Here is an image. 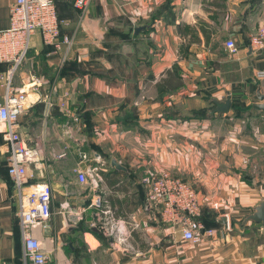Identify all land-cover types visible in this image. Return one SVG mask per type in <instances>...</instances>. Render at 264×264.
<instances>
[{
  "label": "crops",
  "instance_id": "0c3cea01",
  "mask_svg": "<svg viewBox=\"0 0 264 264\" xmlns=\"http://www.w3.org/2000/svg\"><path fill=\"white\" fill-rule=\"evenodd\" d=\"M13 2L0 0V32L10 27ZM56 7L67 23L61 39L72 45L54 52L36 34L15 78L29 99L21 135L40 154L33 183L53 190L51 219L33 230L49 264H264V226L245 223L264 202V112L251 108L264 94V50L251 45L264 0H89L83 11L57 0ZM229 39L240 47L235 57ZM34 77L43 81L35 89ZM228 98L229 113L211 115ZM3 131L0 264H26ZM83 156L84 170L100 168L96 188L79 181ZM148 172L191 184L214 236L195 244L162 223L141 183ZM97 195L126 223V243L102 230L90 207Z\"/></svg>",
  "mask_w": 264,
  "mask_h": 264
},
{
  "label": "built area",
  "instance_id": "2783aa9c",
  "mask_svg": "<svg viewBox=\"0 0 264 264\" xmlns=\"http://www.w3.org/2000/svg\"><path fill=\"white\" fill-rule=\"evenodd\" d=\"M57 0H14L10 10V27L0 32V86L4 89V102L0 105V126L4 127V140L8 154V174L19 200L21 230L24 242V259L26 264H49V256L41 243L33 235L39 225H45L52 216V187L47 184H35V171L41 163L39 150L29 147L21 135L20 118L28 107V91L17 89L15 78L27 61L32 41L36 34L42 36L44 45L54 52L63 46L70 47L72 39H61V26L67 25L58 17ZM76 8L85 10L89 0H72ZM251 45L257 51L264 50V25L252 38ZM228 54L235 57L240 52L239 45L233 39L225 43ZM264 77V73L259 75ZM41 78H32L31 87L42 85ZM68 96V94L66 95ZM62 108H67L63 103ZM83 156L77 172L82 184L96 188L101 179L100 168L84 170ZM147 190L149 208L160 210L162 223L179 226L182 239L201 243L204 238L212 237L215 230L206 228L199 220L201 203L195 188L188 182L174 177L167 172H148L142 179ZM98 212L100 226L104 233L118 244H124L131 236L126 223L115 219L112 209L97 195L90 206Z\"/></svg>",
  "mask_w": 264,
  "mask_h": 264
},
{
  "label": "water",
  "instance_id": "95a60500",
  "mask_svg": "<svg viewBox=\"0 0 264 264\" xmlns=\"http://www.w3.org/2000/svg\"><path fill=\"white\" fill-rule=\"evenodd\" d=\"M145 28H138L137 32H140L141 30H144ZM78 84L79 82L76 81L72 85V91L71 95L75 99L77 97V89H78ZM257 98L260 101L259 103H255L251 106V108L257 112H264V94H261L260 91L257 93ZM232 107V101L231 98H228L225 102L223 103H216V108L212 110L211 115L219 114H227L231 110ZM112 166L116 168L117 170H124L122 166H120L117 161H112ZM224 226L225 229L229 228V221L227 220L226 217L220 218L219 220ZM255 222L258 224H262L264 226V202H261L256 208L255 212L250 215L246 220L245 223L247 222Z\"/></svg>",
  "mask_w": 264,
  "mask_h": 264
},
{
  "label": "trees",
  "instance_id": "16d2710c",
  "mask_svg": "<svg viewBox=\"0 0 264 264\" xmlns=\"http://www.w3.org/2000/svg\"><path fill=\"white\" fill-rule=\"evenodd\" d=\"M180 85H176V86H174L175 88L176 87H179ZM247 109H250V108H245V109H243V111H247ZM199 220H200V218H199ZM201 221V220H200ZM206 226V225H205ZM207 228H211V227H209V226H206Z\"/></svg>",
  "mask_w": 264,
  "mask_h": 264
},
{
  "label": "rangeland",
  "instance_id": "374dc122",
  "mask_svg": "<svg viewBox=\"0 0 264 264\" xmlns=\"http://www.w3.org/2000/svg\"><path fill=\"white\" fill-rule=\"evenodd\" d=\"M261 27H262V26H261ZM261 27H260V28H261ZM254 36H255V35H254ZM254 36H253V37H254ZM253 37H252V38H253ZM252 48H253V47H252ZM253 49H254V48H253ZM254 50H255L256 52H260V51H257L256 49H254Z\"/></svg>",
  "mask_w": 264,
  "mask_h": 264
}]
</instances>
